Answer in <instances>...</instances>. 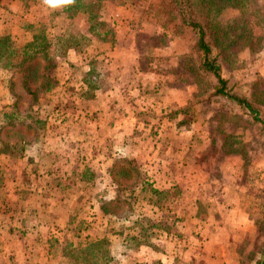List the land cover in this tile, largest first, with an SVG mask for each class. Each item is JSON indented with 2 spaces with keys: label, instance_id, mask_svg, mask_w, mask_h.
Instances as JSON below:
<instances>
[{
  "label": "rangeland",
  "instance_id": "1",
  "mask_svg": "<svg viewBox=\"0 0 264 264\" xmlns=\"http://www.w3.org/2000/svg\"><path fill=\"white\" fill-rule=\"evenodd\" d=\"M149 3L157 4L158 0H108L95 18L90 19L88 13L68 17L63 6L48 8L41 0H0V37L7 35L17 47L43 32L53 42L58 80L55 89L38 94L39 100L34 104L35 117L30 119L34 124L31 129L15 127L4 133L16 147L0 152V221L7 220V214L16 209L17 224L12 226V230L39 232L43 229V239L51 254L62 253V240L69 248V259H63L65 262L62 264H158L152 263L159 260L151 253L153 250L172 252L176 258L181 257L182 264H259L264 258V125L248 108L231 104L225 98L197 97L198 88L185 73L177 74L173 79L168 74L164 80L154 78L158 72L159 75L164 73L160 68L172 71L170 67L174 64L167 65L163 61L170 56L176 57L173 68L176 74L180 55L192 49L197 35L189 28L182 30L179 24L161 28L159 19L148 7ZM219 15L222 22H234L245 15L264 39V0H239L235 5L224 8ZM117 39L135 40L136 59L141 69L134 77L133 87L139 84L140 93L151 96L154 91L160 93V90L171 89L175 84H191L187 88L192 92L190 99L183 106H166L161 112H152L151 116L165 117L170 122L165 125L169 127L165 128L168 132L177 123L183 137L178 139L180 145H184L186 150L190 148L188 156L195 166L201 167V175L197 177L201 181H213L212 196L229 202L235 198L238 202L235 211L248 213V218L254 221V228L250 227L248 234L246 232L242 238L239 237L234 249L228 247L222 256L214 252L215 261L207 256L212 246L210 237L206 232L201 235L200 229L199 232L195 230V209L189 204L185 206L180 197L181 189H174L178 185L170 189L155 187L137 158L145 184L136 187L134 192L122 190L131 205L120 203L119 208L114 207L122 215L129 213L131 208L130 218L117 220L116 215L105 214L101 210V204L114 196L115 189L110 186L111 176L107 170L114 162V156L122 154L118 150L119 145L99 132L88 137L85 133L87 125L76 128L65 123L64 119H68L70 113L74 114L76 106H83L80 104L95 95L97 85L104 87V76L118 79L117 74L100 77L99 72L104 59L102 52L111 51ZM103 43L107 46L102 47ZM68 45L72 48L67 49ZM239 60V68L230 71L225 67L224 74L230 79L233 92L246 96L264 119V48L261 52L245 49L239 54ZM156 62L159 65L157 71ZM150 65L154 71L149 70ZM15 72L16 68H8L1 63L0 125L6 121L5 114L12 111L10 79ZM143 72H152L145 82L142 81ZM170 80L175 82L170 83L171 86ZM23 104H28L27 99ZM185 107L187 111H178ZM158 123L155 118L151 133L159 132ZM90 129L97 131L95 126H89ZM65 133L71 137L86 135L87 139L63 140L67 147L71 145L72 149L77 147L78 150L72 154L74 160L70 168L55 171L52 165L68 157L47 150V139L54 134L62 136ZM120 165L118 177H122L121 167L131 164L121 162ZM130 169L129 179L122 177L127 183H132L137 177L136 171L132 167ZM207 192L211 194L204 188L203 196L209 195ZM21 197L26 200L25 205L17 204ZM13 200L14 205L9 206L8 201ZM206 200L207 197L200 207L201 216L208 221L205 213L209 207L211 220H217L214 213L221 212L219 204L212 198L208 202ZM62 204L67 212L64 217L61 216L64 214ZM36 209L41 211L37 222L38 212L31 213ZM240 215V219L243 218V214ZM219 223L225 224L222 218ZM101 240L107 242L96 246L95 243ZM111 243L117 249H124V255L115 256L118 251L112 254ZM126 245L129 246L125 251ZM140 245L152 248L147 256L152 261H139L134 250ZM4 247L5 244L0 243V264H30V258L25 254L10 255V259ZM32 254L35 260L38 253Z\"/></svg>",
  "mask_w": 264,
  "mask_h": 264
},
{
  "label": "crops",
  "instance_id": "2",
  "mask_svg": "<svg viewBox=\"0 0 264 264\" xmlns=\"http://www.w3.org/2000/svg\"><path fill=\"white\" fill-rule=\"evenodd\" d=\"M104 45L107 46L106 43H103L102 47ZM135 45L134 39H117L111 51L102 52V57L104 59L99 69L100 77L109 73H114L119 75L118 79L104 76V87L97 85L95 95L91 99L80 104L83 106H76V110L73 111L74 114L70 113L69 118L64 119L65 123H70L76 128L79 126L80 129L87 125L88 129H86V131H88L85 133L88 137L95 134V132L96 134L99 132L106 137L108 136L115 144L119 145L118 150L120 153L129 154L141 161L144 166L143 169L151 177L150 180L154 182L155 187L170 189L172 186L178 185L182 193L180 197H182L185 206L189 204L195 209L194 222L197 224L195 230L198 231L200 229L201 235L203 232H206L207 236L210 237L212 246L215 244L213 247L211 246L212 248L210 247V251L207 253L208 258L215 261L216 255L214 252H217V255L220 256L228 251V247L234 249L233 246L238 245L239 237L242 238L243 234L246 232L248 234L250 227L254 228V221L248 218V213L239 210H237L239 212L235 211L236 208L238 209V202L235 198L230 199L231 202H229L222 197L215 198V196H212V194H214L213 188L215 187L213 181H201V179L197 177L201 175V167L197 165L196 167L194 165L195 163L192 162L188 156L190 148L186 150L184 149V145H180L178 139L182 137V132H179L177 123H174L175 127L174 125L171 126V130L168 132L165 128L169 129V127H165V125L170 122H168L165 117L161 118L155 115V118H157L159 122V132L151 133L152 124H154L155 121L151 113L153 112L155 114V112H161L163 110L162 108L166 106H183L188 99H190L192 92L188 91L187 88H189L191 84H186L184 86L175 84L174 86L172 85L173 88L171 89L160 90V93L156 90L153 92L154 95L151 96H145L140 93L141 89L139 88V84L133 87L135 81L134 77L141 69L138 59H136ZM98 58L102 60L99 56ZM164 59H166L163 61H165L167 65L174 64L170 67L172 71H165L163 68H160L165 74L161 73L159 75L158 72L154 78L163 79L166 77V74H168L171 77L170 79H173L178 74L177 72L175 74L173 71L176 65L174 60L176 57L170 56ZM157 63L158 62H156L155 66H158V68L155 71L159 70V65H157ZM149 70L154 71L152 65L149 66ZM143 73L144 80L142 81L145 82L148 78V74L151 75L152 72H147V74H145V72ZM137 80L139 81V78ZM130 81L132 82L130 83ZM170 83L175 82L170 80L169 84ZM194 88L193 86L192 91ZM146 115L147 117H145ZM89 126H95L97 131L94 129L89 130ZM61 129L63 128H60V130ZM79 131L83 134V131ZM86 135L85 137L82 135H80L82 137H71L67 136V133L62 136L54 134L47 139L49 140V143L46 145L47 150L53 151V154L56 153L68 157V159L57 162L56 165H52L53 170L58 171L59 168L60 171H63L65 168H70L74 160L72 159V154L76 153L75 151L78 150L77 147L72 149L73 146L71 145L67 147L63 140H86ZM77 144L80 145V143ZM50 151H48V153ZM72 170H77V168H72ZM193 175L195 178H193ZM204 188H207L211 194L207 192L209 195L203 196ZM210 189H212V191H210ZM206 197L207 200H211L212 198L216 204H219L218 208L221 209V212L219 214L214 213L217 220H211L210 215L212 211L209 207L207 213H205V217L208 221L204 220L203 216H201L200 207L202 203H204ZM207 200L206 202H208ZM25 201L26 200H23L21 197L20 200L16 202L18 205L20 203L25 205ZM8 202L9 206L14 205V200ZM209 204H211V202ZM61 207L64 211V214L61 216L64 217L65 213L67 214V212H65V205L62 204ZM9 210H11V208H9ZM37 212L38 214L35 217L36 222L41 217V211L36 209L31 212L32 214H36ZM233 212H236V215H234ZM15 213L16 209L15 211H11L10 214H7V220H4L2 223L0 221V243L5 244L4 252L6 254L9 253V256L14 254L17 256L25 254L30 258V264H47L46 262H48V264H62L65 262L63 259L66 257L69 259V253L67 251L69 248L65 246V243L61 242L62 240L60 241L61 244L59 243L60 248L62 247V253L51 254L52 251L50 247H47L43 239V237H45L43 235V229H40L39 232L30 229L27 232L18 229L12 230V226L17 224ZM240 214H243V218L241 219ZM222 215L226 217L224 218ZM221 218L225 222L224 226L219 223ZM8 225L10 226L9 229H7ZM22 229L24 230L25 228L22 227ZM98 236L102 238L101 234ZM111 244L112 254L118 251L115 256L124 255V249H117L113 246V243ZM127 246L129 245L124 247L125 251L128 249ZM215 246L216 248L213 250ZM46 247L49 250L47 251V257ZM149 250H152V248L140 245L134 252L137 258H140V262H150L152 260L147 258V256L150 255ZM34 252L38 253L35 260L32 254ZM151 253L155 258H159L158 261H152V263L182 264L183 262L181 257H179L180 259L176 258V255L174 253L172 254V252L165 253L163 251L159 252L153 250ZM10 259H12L11 256Z\"/></svg>",
  "mask_w": 264,
  "mask_h": 264
},
{
  "label": "trees",
  "instance_id": "3",
  "mask_svg": "<svg viewBox=\"0 0 264 264\" xmlns=\"http://www.w3.org/2000/svg\"><path fill=\"white\" fill-rule=\"evenodd\" d=\"M106 1L108 0H75L74 5L64 7L63 11L68 17L88 13L89 18L93 19ZM132 1L139 2L140 0ZM238 1L158 0L157 4L149 3L148 7L159 19L161 28L167 29L173 24H179L182 30L189 28L197 35L192 49L180 55V63L176 69L178 75L185 73L189 81L197 86L196 96L206 95L208 99L225 98L231 104L248 108L254 114V118L264 125V119L260 117L259 111L253 107L246 96L233 92L229 85L230 79L224 74L225 67L230 71L239 68L241 64L239 54L243 50L261 52L264 48L262 35L257 34L245 15L234 22L221 21L219 14L224 8L235 5ZM69 48L72 46L68 45L67 49ZM1 63L8 68H16L15 74L10 79V93L13 97L10 105L12 111L5 114L6 121L0 125V152H7L10 147L15 148L16 146L11 144L9 136L4 133L15 127L31 129L34 124L30 119L35 117L34 104L39 100L38 94L42 91H51L58 85L55 76L57 64L55 55H53V42L43 32H38L33 39L14 47L7 35L1 36L0 66ZM25 99L28 101L26 106L23 104ZM178 111H187V107L180 108ZM113 161L107 171L111 176L110 186L114 187L115 192L114 196L101 204V210L105 214L116 215L117 220H125L130 218L131 208L128 209L129 213H124V215L117 213L114 209V207L119 208L120 203L131 205L121 191L134 192L136 187L145 184V176L138 168V160L131 155L119 154L114 156ZM121 162L131 164L129 167H121L124 179H129L130 167L136 171L137 177L132 183H127L121 176L118 177ZM174 189L180 191L179 186H175ZM153 191L161 193L158 189H153ZM105 241H98L95 245L99 246ZM259 264H264V258H261Z\"/></svg>",
  "mask_w": 264,
  "mask_h": 264
},
{
  "label": "clouds",
  "instance_id": "4",
  "mask_svg": "<svg viewBox=\"0 0 264 264\" xmlns=\"http://www.w3.org/2000/svg\"><path fill=\"white\" fill-rule=\"evenodd\" d=\"M48 8L68 7L75 4V0H41Z\"/></svg>",
  "mask_w": 264,
  "mask_h": 264
}]
</instances>
